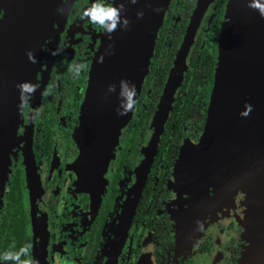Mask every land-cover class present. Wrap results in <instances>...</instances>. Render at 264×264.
Returning a JSON list of instances; mask_svg holds the SVG:
<instances>
[{"label": "flooded vegetation", "instance_id": "obj_1", "mask_svg": "<svg viewBox=\"0 0 264 264\" xmlns=\"http://www.w3.org/2000/svg\"><path fill=\"white\" fill-rule=\"evenodd\" d=\"M199 1H169L135 108L121 128L101 178L87 170V165L82 167L74 136L105 33L81 18L96 0H62L58 9L64 11H56L50 26L35 17L11 41V57L19 65L12 79L14 90L21 98L18 84L30 82L37 88L23 109L9 153L0 205V257L31 244L30 257L22 259L39 264H241L243 195L228 182L217 188L211 178L199 186L198 179L192 182L190 171L181 179L178 170L184 144L197 143L201 133L186 122L169 124L167 130L165 125L157 149L148 150L153 118ZM227 2L212 0L206 7L187 66L199 41L207 49L209 38L210 45L218 40ZM7 10L0 11L1 29ZM3 32L0 54L6 48ZM33 35L44 37L40 46ZM180 36L163 92L158 95L159 79L148 74L156 58L165 56L159 49L170 48ZM32 42L37 48L35 64L27 55ZM57 48L62 51L52 55ZM80 63L87 68L77 77L69 67ZM181 93L182 85L175 101ZM101 160V153L92 154L88 165L98 167ZM185 166L186 171L189 164ZM0 264L12 262L0 259Z\"/></svg>", "mask_w": 264, "mask_h": 264}, {"label": "water", "instance_id": "obj_2", "mask_svg": "<svg viewBox=\"0 0 264 264\" xmlns=\"http://www.w3.org/2000/svg\"><path fill=\"white\" fill-rule=\"evenodd\" d=\"M169 1L137 0L133 4L131 0H123L126 12L122 15L127 16L129 25L127 28L118 26L117 30L111 33V38L106 32L103 35L93 66L88 95L81 109L80 125L74 133L81 150V165H87V170L94 172L96 178L105 176L109 159L119 142L121 128L132 114V111L126 116L117 114L121 102V81L126 80L130 85L134 84L136 96L139 94ZM211 1L200 0L193 15L153 118L154 134L148 150L157 149L175 101V94L183 82L187 55L201 17ZM60 2L62 0H0V11L9 6L11 10V6H15L10 20L14 25L13 32L9 29L8 10L2 29L0 24V30L4 31L2 35L6 39V48L0 54V205L8 179L9 153L14 145L21 118V110L18 107L21 98L12 85V79L19 72V65L16 57H11V41L21 36L26 25L35 17L50 26ZM121 2L122 0H115L113 4L118 6ZM249 3L250 0L227 2L219 33L215 82L209 100L205 129L197 143L184 147L178 170H181V179H185L190 171L193 174L192 182L198 179L199 186L204 179L211 178L210 181L217 188L227 185V182L235 188L238 184L248 187L247 195L251 206L246 215L251 223L252 241L243 255L246 260L252 261L250 255L254 250V263L263 264L264 16L249 7ZM140 11L144 12L142 18L137 16ZM42 38L44 37L36 35L32 37L37 46L41 45ZM29 50L36 55L37 48L35 49L33 42L27 47V51ZM112 85H115L114 92L109 91ZM248 104L253 105L252 112L246 117L242 116L241 113L247 110ZM99 153L102 154L100 166L90 167V156ZM186 164L189 166L185 171ZM222 174H225V177Z\"/></svg>", "mask_w": 264, "mask_h": 264}, {"label": "trees", "instance_id": "obj_3", "mask_svg": "<svg viewBox=\"0 0 264 264\" xmlns=\"http://www.w3.org/2000/svg\"><path fill=\"white\" fill-rule=\"evenodd\" d=\"M223 24V23H222ZM220 33V32H219ZM217 35V34H216ZM219 39V34H218ZM180 39H176L169 48H160L159 51H165L163 58L157 57L152 71L148 75H154L159 79L158 95L163 92L164 82L171 69L175 52L179 46ZM218 55V40L215 38L210 49L202 48L199 41L198 45L192 49L189 57L187 70L182 82V93L174 101L172 110L164 125V129L169 124L180 125L186 122L197 132L203 133L206 125L207 110L209 100L215 82V67ZM155 108V107H153ZM192 125V126H191ZM164 131V130H163ZM201 137V136H200Z\"/></svg>", "mask_w": 264, "mask_h": 264}, {"label": "clouds", "instance_id": "obj_4", "mask_svg": "<svg viewBox=\"0 0 264 264\" xmlns=\"http://www.w3.org/2000/svg\"><path fill=\"white\" fill-rule=\"evenodd\" d=\"M67 2V0H65ZM137 0H131V3H136ZM249 7L257 10L261 16H264V2L262 0H250ZM59 12L64 11V9L59 8ZM156 11H159V9H156ZM126 12L125 3L122 2L118 6H114L113 3H102L101 0H96L95 3L91 5V7L86 8L81 18H87L91 21L94 25H99L100 28L105 30V32L109 35V38H111V33L116 31L118 26H123L124 28H127L130 21L127 18V16H123L122 13ZM137 16L142 18L144 16V12L140 11L137 13ZM62 51V49L57 48L52 52V55H58ZM28 58L30 62L37 63V59L34 55V52L32 50H29L27 52ZM103 58L101 57V62ZM87 65L84 63H80L74 66L69 67V71L75 72L76 76H79V73L81 69L86 70ZM17 87L20 89L21 92V104L18 106L21 110V115H24L23 109L27 107L29 98L34 95L37 86L34 84H31L30 82H22L17 85ZM110 92L115 91V85H112L109 87ZM45 95L47 92L44 93ZM136 87L134 84H129L128 81L122 80L121 81V91L119 93L120 96V105L117 108V114L120 116H126L128 112L133 111L136 105ZM246 111L242 112V116H248L253 109V105L248 104L246 105ZM12 248L15 247L13 244L11 246ZM32 245L31 244H25L22 246L18 251H6L0 259H2L5 262H12V264H39L38 260L34 259H22V257H30V249Z\"/></svg>", "mask_w": 264, "mask_h": 264}, {"label": "rangeland", "instance_id": "obj_5", "mask_svg": "<svg viewBox=\"0 0 264 264\" xmlns=\"http://www.w3.org/2000/svg\"><path fill=\"white\" fill-rule=\"evenodd\" d=\"M227 7V5H226ZM211 38H209V40L206 43V47L208 49H210L211 47ZM143 83V82H142ZM133 113V111H132ZM132 115V114H131ZM15 141V139H14ZM187 144H184L183 148L186 146ZM192 145V144H191ZM188 146V145H187ZM197 150V147H196ZM234 174V172H233ZM238 174H240V171L238 170ZM223 175V174H222ZM236 189V193H240L243 195L244 200L243 203L241 205V213L244 215L243 217H241L240 219V226L242 228L241 231V238L244 242V249H243V253L242 255L245 253V251H247V246L249 245V243H251L252 241V234L250 233V219L249 217L246 215L248 212V209H250V200L248 199V195H247V191H248V187H245L244 185H240L238 184ZM250 257L252 258V261L250 260H246L245 256L243 255V258L241 259V264H255L254 262V250H252V254L250 255ZM264 264V263H263Z\"/></svg>", "mask_w": 264, "mask_h": 264}, {"label": "bare ground", "instance_id": "obj_6", "mask_svg": "<svg viewBox=\"0 0 264 264\" xmlns=\"http://www.w3.org/2000/svg\"><path fill=\"white\" fill-rule=\"evenodd\" d=\"M12 5H13V4H12ZM14 7H15V6H14ZM14 7L11 6V10L9 9L10 6H9V8H8V11H9L8 14L10 13L8 24H9V29H12V32H13V30H14V25L11 24L10 20H11L12 13H13V11H14ZM8 32H9V31H8Z\"/></svg>", "mask_w": 264, "mask_h": 264}]
</instances>
